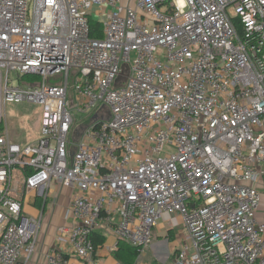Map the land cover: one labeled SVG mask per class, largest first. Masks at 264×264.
<instances>
[{
	"label": "built area",
	"instance_id": "1",
	"mask_svg": "<svg viewBox=\"0 0 264 264\" xmlns=\"http://www.w3.org/2000/svg\"><path fill=\"white\" fill-rule=\"evenodd\" d=\"M9 103L40 107L35 142ZM60 188L41 264H97L102 222L143 252L163 214L173 264H264V0H0V264H33L45 209L24 206Z\"/></svg>",
	"mask_w": 264,
	"mask_h": 264
},
{
	"label": "crops",
	"instance_id": "2",
	"mask_svg": "<svg viewBox=\"0 0 264 264\" xmlns=\"http://www.w3.org/2000/svg\"><path fill=\"white\" fill-rule=\"evenodd\" d=\"M57 194V210L55 211V215L60 217V225H62L64 224V210L68 207L74 191L60 188L57 190ZM47 227L44 224L37 239V250L33 257V264H41L44 255L54 246L53 238L55 230L54 228ZM97 233L104 239L103 245L96 252L97 264H123L115 256L116 251H113L117 245V239L105 222L101 223V227ZM185 235L186 230L181 217L178 215L163 214L158 225L152 231L151 245L141 252L133 262L127 264H173L174 255L183 243ZM145 257H147L146 260H144Z\"/></svg>",
	"mask_w": 264,
	"mask_h": 264
},
{
	"label": "rangeland",
	"instance_id": "3",
	"mask_svg": "<svg viewBox=\"0 0 264 264\" xmlns=\"http://www.w3.org/2000/svg\"><path fill=\"white\" fill-rule=\"evenodd\" d=\"M10 80L13 85H17V79L15 74H11ZM40 120H41V109L37 105L29 104V103H9L5 107V125L9 131L10 136L13 140L19 144H29L35 142L40 136ZM78 125L84 124L85 121L82 118H78ZM137 159H142V156H136ZM22 177L19 171H13V181L12 186H17L22 183ZM35 196V192L30 194V197L33 198ZM36 206H32V204H26L24 206L25 213L30 216L37 218L42 209L44 210L43 214V224H46L47 228H54V230L61 224L60 217L55 215L56 206L50 207V200L46 203L44 207L43 199L37 198ZM49 211L50 217L46 220L47 215L46 212ZM58 212V211H57ZM148 256V255H147ZM147 257L144 258L146 260Z\"/></svg>",
	"mask_w": 264,
	"mask_h": 264
},
{
	"label": "trees",
	"instance_id": "4",
	"mask_svg": "<svg viewBox=\"0 0 264 264\" xmlns=\"http://www.w3.org/2000/svg\"><path fill=\"white\" fill-rule=\"evenodd\" d=\"M91 26V36L93 38L101 37V25L98 22L90 21ZM92 244L95 252L103 245V237L99 233H94L91 237ZM141 252H139L136 248L131 247L125 242L119 241L117 243V251L115 252V256L123 263H131L133 262Z\"/></svg>",
	"mask_w": 264,
	"mask_h": 264
},
{
	"label": "water",
	"instance_id": "5",
	"mask_svg": "<svg viewBox=\"0 0 264 264\" xmlns=\"http://www.w3.org/2000/svg\"><path fill=\"white\" fill-rule=\"evenodd\" d=\"M85 130L84 126H81L80 128H76L73 132V140H75V142L79 139L80 135L82 134V132Z\"/></svg>",
	"mask_w": 264,
	"mask_h": 264
}]
</instances>
